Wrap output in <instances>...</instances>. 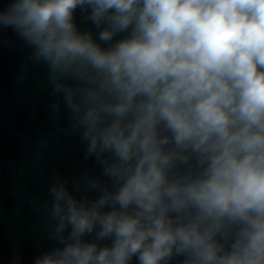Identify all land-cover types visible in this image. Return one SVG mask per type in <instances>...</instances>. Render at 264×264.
Listing matches in <instances>:
<instances>
[{
  "label": "clouds",
  "instance_id": "9594fccd",
  "mask_svg": "<svg viewBox=\"0 0 264 264\" xmlns=\"http://www.w3.org/2000/svg\"><path fill=\"white\" fill-rule=\"evenodd\" d=\"M9 29L98 169L55 175L30 264H264V0H5Z\"/></svg>",
  "mask_w": 264,
  "mask_h": 264
},
{
  "label": "water",
  "instance_id": "95a60500",
  "mask_svg": "<svg viewBox=\"0 0 264 264\" xmlns=\"http://www.w3.org/2000/svg\"><path fill=\"white\" fill-rule=\"evenodd\" d=\"M76 17L81 28L91 27L79 10ZM28 57L29 49L5 30L0 37V264H10L17 253L30 264L39 249L53 246L44 205L56 174L70 180L87 171L98 174L92 160L84 159L79 137L65 132L66 113L62 110L60 120L50 116L55 98L46 69Z\"/></svg>",
  "mask_w": 264,
  "mask_h": 264
}]
</instances>
